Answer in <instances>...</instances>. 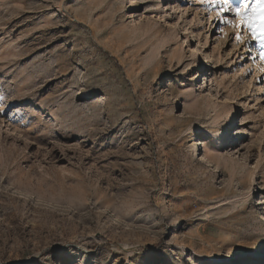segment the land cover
Returning a JSON list of instances; mask_svg holds the SVG:
<instances>
[{"label":"rangeland","instance_id":"obj_1","mask_svg":"<svg viewBox=\"0 0 264 264\" xmlns=\"http://www.w3.org/2000/svg\"><path fill=\"white\" fill-rule=\"evenodd\" d=\"M218 3L0 0V264H264V58Z\"/></svg>","mask_w":264,"mask_h":264},{"label":"snow or ice","instance_id":"obj_2","mask_svg":"<svg viewBox=\"0 0 264 264\" xmlns=\"http://www.w3.org/2000/svg\"><path fill=\"white\" fill-rule=\"evenodd\" d=\"M254 4V6H253ZM217 8L220 10L221 19L224 13L233 11L238 23H232L234 28L241 31L247 29L255 39L259 41L261 55L264 58V0H241L239 6L234 9L230 7V0H220ZM237 42H241V35L238 32L235 36Z\"/></svg>","mask_w":264,"mask_h":264},{"label":"bare ground","instance_id":"obj_3","mask_svg":"<svg viewBox=\"0 0 264 264\" xmlns=\"http://www.w3.org/2000/svg\"><path fill=\"white\" fill-rule=\"evenodd\" d=\"M249 52H251V54H252V51L248 48V51L246 52V53H249ZM204 64V63H203ZM202 64V65H203ZM257 68H258V66H257ZM257 73L259 74V75H256V78H259V77H264V70L263 69H258V71H257ZM205 159V158H204ZM257 190H258V192H260V188H259V186H257Z\"/></svg>","mask_w":264,"mask_h":264}]
</instances>
